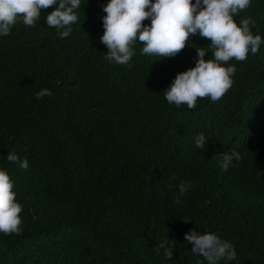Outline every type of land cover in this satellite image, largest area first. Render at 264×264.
<instances>
[{"label":"trees","instance_id":"1","mask_svg":"<svg viewBox=\"0 0 264 264\" xmlns=\"http://www.w3.org/2000/svg\"><path fill=\"white\" fill-rule=\"evenodd\" d=\"M108 2L81 0L67 38L45 20L58 5L0 36V169L23 207L22 232L0 233V264H207L185 240L193 230L233 244L236 258L219 264H264V44L229 62L222 100L177 108L164 92L211 41L196 35L163 59L137 41L131 68L110 63L100 42ZM249 17L264 39V0L234 20ZM45 87L52 95L37 99ZM231 149L243 159L225 172L218 155ZM181 182L191 184L183 196ZM162 241L174 246L170 261Z\"/></svg>","mask_w":264,"mask_h":264},{"label":"clouds","instance_id":"2","mask_svg":"<svg viewBox=\"0 0 264 264\" xmlns=\"http://www.w3.org/2000/svg\"><path fill=\"white\" fill-rule=\"evenodd\" d=\"M55 5L58 7L45 17L47 27L55 28L61 39L69 37L72 25L78 22L81 0H0V36H8L19 22L35 27L42 10ZM251 5L252 0H195V3L193 0H155L154 3L153 0H109L103 8L106 15L102 18L104 34L100 42L108 49L106 59L110 63L131 68L137 41L142 45V55L163 59L175 57L196 35L209 39L208 47L195 48L198 56L195 67L179 73L164 92L170 105L177 108L186 105L191 110L196 108L199 99L207 98L212 103L222 100L234 84L236 67L229 62L246 61L249 54H257L264 44L261 35L252 32L255 27L252 18L242 19L239 25L234 20ZM146 20L151 21L149 26L143 23ZM207 52H211L212 57L205 60ZM51 95L46 87L35 93L37 99ZM207 140L205 134L198 135L196 149L204 150ZM6 159L23 170L29 167L27 158L20 160L14 152L8 153ZM218 159L220 168L227 172L233 161L239 164L243 157L239 151L231 149L219 153ZM190 187V183L181 182L179 196ZM13 189L9 174L0 169V233L5 236L19 235L23 230V207L17 202ZM185 240L192 245L193 255L202 257L207 264L232 261L237 256L233 244L214 233L201 235L193 230L185 235ZM166 244L167 241H162L157 252L163 249L165 258L170 261L174 246Z\"/></svg>","mask_w":264,"mask_h":264}]
</instances>
